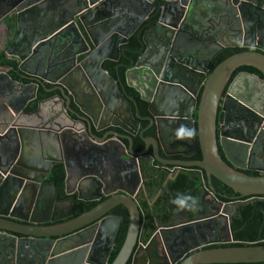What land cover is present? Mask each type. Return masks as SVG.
Segmentation results:
<instances>
[{
	"label": "water",
	"instance_id": "water-1",
	"mask_svg": "<svg viewBox=\"0 0 264 264\" xmlns=\"http://www.w3.org/2000/svg\"><path fill=\"white\" fill-rule=\"evenodd\" d=\"M3 1L10 4L6 13L9 30L11 24L15 26L6 55L16 65L8 64L9 70H0V140H7L0 153V208L6 210L0 216L13 217L15 211L37 216V203L44 200L45 194V200L50 202L46 215L61 213L60 209H49L57 200L55 184L42 181L54 163H61L65 171L64 193L70 194L65 158L68 141L77 144V139L82 138L91 145L92 152L85 157L90 160H96L107 143H117L125 150L120 138L128 140L130 156L145 153L151 146L153 155L159 158L161 128L176 134L184 131L181 126L191 129L193 123L201 159L172 164L203 170L209 182L214 177L239 197L264 195V174H247L231 158L237 155L239 160L244 159L253 149L256 134L264 131V48L245 41L257 37L264 46V6L258 5V0H0ZM154 12L157 19L150 24ZM143 22L150 26L141 38L142 52L136 61H130L124 78L126 85L147 103L148 120L154 124L156 136L143 137L140 132L145 148L136 153L132 136L137 133L138 121H134L132 132L116 121L106 123L121 113L132 119L130 102L134 98L121 92V80L111 76L102 63L117 61L120 46ZM256 23L261 24L259 32L254 27ZM233 37L242 41L233 43ZM207 45L217 48L216 53L228 47L248 49L231 54L209 72L216 53L206 61L203 48ZM12 47L19 48V52L10 51ZM68 58L80 59V65L85 67L84 86L70 76L67 83ZM244 66L256 69L260 75L235 72ZM46 82L54 86L47 88ZM76 85L83 89L81 96ZM158 100L166 111H155ZM31 107L34 109L29 111ZM100 118L104 124L98 121ZM233 121L237 124L233 125ZM110 125L126 134L110 131L100 137L94 133ZM232 126L253 127V133L235 137L226 132ZM109 134L114 137L106 139ZM30 137L37 138L36 155L27 162L25 144ZM40 139L57 148L56 157L51 156L54 148L45 146ZM96 164L83 177L96 185L97 195L81 198L83 201L99 199L114 181L115 170L109 172ZM41 165L46 166L45 171ZM47 186L52 189L50 196L44 190ZM119 204L128 211V226L110 264H126L131 257L134 260L140 240V214L130 194L121 190L77 216H73V197H69V213L59 217L62 219H18L26 222L21 223L0 218V264H106L121 219L103 216ZM48 222L53 223L45 224ZM89 231L93 234L84 237ZM167 263L264 264V245L200 248L174 261L165 258Z\"/></svg>",
	"mask_w": 264,
	"mask_h": 264
},
{
	"label": "flooded vegetation",
	"instance_id": "flooded-vegetation-1",
	"mask_svg": "<svg viewBox=\"0 0 264 264\" xmlns=\"http://www.w3.org/2000/svg\"><path fill=\"white\" fill-rule=\"evenodd\" d=\"M257 4L264 6V1L258 0ZM9 8V3L4 1L0 2V26L3 25L5 27V33L7 36L8 34L9 36L10 34L11 36H14L15 26L11 24L13 27H11L12 29L9 30L8 19L6 17V13ZM150 24L148 25L146 22H143L139 26V29L145 27L146 25L147 26L145 29H147ZM254 27L255 29L257 28L256 31L258 32L261 30L260 23H256ZM11 36L8 38V42L0 46V70L4 68L9 70V65L6 63V61H9V59H7L8 57L6 55V50L11 43ZM230 40L233 43L242 41L241 38L237 39L235 37L231 38ZM245 41L248 45H256L264 48L263 42L257 39V37L253 40L247 38ZM223 42L228 43V41L225 39H223ZM124 45L120 46L121 52L117 61H103L102 67L104 69H106L104 65L108 61H121V58H123L122 53ZM11 50L19 52L20 49H17V47H12L10 51ZM203 50L206 52L204 59L209 62L218 49L211 45H207L203 48ZM220 52L222 51H219L218 53ZM218 53H216V55ZM216 55L211 60V64ZM116 56L117 54H113V57ZM80 62V59L74 61L70 60V58L67 59V83L70 80V78H68L70 76L72 78L75 77L79 79V83L84 86L83 79L84 76H87V72L85 67L80 65ZM128 63L129 62L127 61L122 62L121 64L128 65ZM118 67L119 66L116 67V70H118ZM10 73L12 74V71ZM187 74L190 76V72H187ZM234 75H236V73L233 74V76ZM12 76H15V73H13ZM193 78L196 79V76L193 75ZM121 83V92L125 96L134 98V101L130 102L132 119L128 118L127 114L121 113L118 115L115 114V116L106 123L112 124L116 121L118 124H121L132 132L135 126L134 121H138L139 125L137 128V133L132 136V149L136 153H141L145 148V143L139 136L140 132H142L143 137H149L156 136V130L154 124H150L148 120L150 114L147 110V103L140 99L139 94L135 90L126 85L125 78L123 81H121ZM45 84L47 88L54 86L49 82H46ZM79 87L76 85L75 90L76 92H79L78 94L81 96L80 91L83 89H81L80 85ZM92 90L94 89L92 88ZM144 96L147 95L144 94ZM118 102L120 103L121 107L123 105V101L120 100ZM143 103L145 104L144 111H142V106L144 105ZM157 103L158 104L155 107L156 112L166 111V106L163 105L162 101L158 100ZM32 109H34V107L29 108V111ZM137 114L139 116H137ZM193 117L195 118V115H193ZM234 119L235 117H232L231 120ZM98 121L101 124H104L105 122L101 118ZM232 124L235 125L237 122ZM193 126L194 127H192L191 130L195 129L194 123ZM218 127L219 126L217 125V128ZM161 129L162 130L159 135L158 143L159 158L153 155L151 146H149L145 153L139 154L138 156H130L127 150L128 140L125 138H120L119 140L126 147L125 150L122 149L117 143H107V145L103 148V153L98 154L96 160H90L86 159L85 157L88 155L89 150L92 152L91 145L84 143L82 138L77 139V144H75L74 141H68L67 164L69 168L68 170L70 172V180L68 181L67 190L70 194H65L62 197L57 190V200H53L49 208L50 210H59L58 204L63 203L64 212L61 214L58 213L57 216L52 215V213L50 215H46L48 204L50 202L45 200L47 199V195L45 194L44 200L46 202L42 200L37 203V216L31 217L30 215H25L24 211H15L16 215L13 217L0 216V218L16 219L14 221L21 223L26 222L18 219H62L59 217L69 213V197H73V211L75 214L76 201H81L84 203L95 202L97 205L106 198L110 197L112 194L121 193V190H126V192L130 194V197L136 202L137 208L139 210L141 220L140 240L144 232H150V236L146 243L143 244L139 240V244H137L135 247L134 260L132 257L130 258L131 264H153V259L151 257L153 253H156V264H164L165 258L174 261L180 256L185 257L188 254L199 250L200 248L206 249L209 248L208 246L213 244H224L231 242L233 240V232L231 227L234 219H238L234 222L240 223V229H244L250 224V216L252 217L256 214L260 219H264V208L261 204L264 203V195L239 197L238 194L230 191V188L228 189V187L227 190H224V192L219 191L216 189L214 182L217 179L211 177V181L209 182V179L203 170H200L194 166L183 167L172 164V162L176 161H196L201 159L196 133L189 137L187 136L186 131L178 130L179 132L175 134L167 133L164 127ZM110 131L124 135L126 134L119 127H113L112 125L102 131H94V133L101 137ZM226 132L235 137H247L249 134L253 133V127L244 126L241 128L232 126L229 129H226ZM112 137L114 136L109 134L107 135L106 139H111ZM218 137L219 133L217 131V139ZM6 142L7 140H0V153L2 154L6 148ZM140 144H142V147L139 146ZM219 153L225 160V156L220 147ZM231 158L236 164L244 167V172L255 171L258 172V174H264V131L258 132L256 134V142L253 145V149L245 156L244 159L239 160L237 155L231 156ZM102 160L105 161V164L100 163ZM96 162L99 164V167L102 168L104 166L109 172L111 170H115L114 174L112 173L114 181L112 184L105 187V191L99 199L93 201H83L81 198H90L97 195V192H95L96 185L89 180H85V177H83L85 173L92 169ZM40 168L42 171L46 170V166L41 165ZM51 172L47 176V179L43 180L42 183H54V181L51 179ZM35 177L38 178V174ZM183 179L187 180L188 183L184 189H180L179 185ZM44 190H48V195H51L52 189L50 186L45 187ZM101 192L102 191H99L100 194ZM177 195H191L192 197L196 198L197 205L194 209H179L176 205L171 203L172 199L177 197ZM66 198L67 201H60ZM251 203L254 205V208L248 212L246 206ZM5 211L6 210L4 207L0 208V213H4ZM105 216H111L120 219L129 218L128 211L120 204L113 207L103 217ZM52 223L53 222H48L45 224ZM91 234H93L92 231L84 233V237ZM16 235L18 237H22L20 234Z\"/></svg>",
	"mask_w": 264,
	"mask_h": 264
},
{
	"label": "trees",
	"instance_id": "trees-1",
	"mask_svg": "<svg viewBox=\"0 0 264 264\" xmlns=\"http://www.w3.org/2000/svg\"><path fill=\"white\" fill-rule=\"evenodd\" d=\"M156 19H157V15L154 12L151 23L156 21ZM145 27L138 29L132 36L129 37L127 43L123 46V53H122L123 58H121L120 62L108 61L105 63L104 67L107 69L108 73L111 76H113L116 80L123 81L126 68L130 64V61L131 60L136 61L137 58L140 56L142 52V46H143L141 38L145 30ZM243 50H247V48H226L224 49L222 52L218 53L216 57L214 58V60L212 61L209 72L226 57L236 52L243 51ZM127 61L129 62L128 65L121 64L122 62H127ZM6 63L10 65H14V66L16 65L15 61L13 60L6 61ZM117 66H119L118 70H116ZM238 71H248V72H253V73L260 75V73L256 69L252 67H247V66L240 67L235 72H238ZM200 92L201 91H199L197 95V100L199 99ZM144 109H145V104L142 106V111H144ZM139 146L142 147V144H140ZM245 173L250 174V175L258 174V172H255V171H245ZM64 178H65V171H64L63 165L61 163H54L52 172H51V179L54 181V184L58 190V193L62 197L65 195ZM214 182H215V187L217 190L222 191V192H224V190H227V187L223 185L221 182H219L218 180H215ZM187 183L188 181L183 179V181L179 185V188L184 189ZM229 190L232 191L231 189ZM261 204L264 208V203H261ZM75 205H76V212L74 216H77L85 211H88L92 207H94L96 203L95 202L84 203L81 201H76ZM246 208L249 212L250 210L254 208V205L251 203L247 205ZM249 218H251L249 219L250 224L247 225L244 229H240V223L234 222L238 219H234L232 223V227H231L232 232H233V240L231 242H227L224 244H213L208 247L214 248V247H227V246L264 245V219H260L256 214L252 217L250 216ZM127 226H128V219H121V222H120V225H119L116 237H115V241H114L112 250L110 252V255L107 259L106 264H110L113 261L120 247L122 246V243L126 235ZM149 236H150V232H144L143 235L141 236L140 242L143 244L146 243ZM151 257L153 259V264H156L157 263L156 253H153ZM126 264H131V259H129Z\"/></svg>",
	"mask_w": 264,
	"mask_h": 264
},
{
	"label": "crops",
	"instance_id": "crops-1",
	"mask_svg": "<svg viewBox=\"0 0 264 264\" xmlns=\"http://www.w3.org/2000/svg\"><path fill=\"white\" fill-rule=\"evenodd\" d=\"M5 31H6L5 27L3 25H1L0 26V33H1V36H0V46H2V44H5L6 42L9 41V39H8L9 38V34L7 36L6 33H5ZM149 39H150V42H153L154 35H151L149 37ZM40 140L42 141V143L44 142L45 144H47L45 146H47V147L52 146L53 147V145H51V143L49 141H46L45 139L44 140L40 139ZM36 145H37V138L36 137H34V138L33 137H30L29 139L26 140L25 149L27 150V152H26V155H25L26 156L25 159H26L27 162H30V161H32L35 158V155H36V152H35ZM56 149L55 148H54V150L52 149L53 152H54V153L52 152V155H51L52 157H56L57 156ZM88 153H91L90 150H89ZM65 158L67 160V149L65 150ZM69 178H70V172H69ZM70 183H71V181H70ZM58 208L61 210V213L64 212V204L63 203L58 204ZM61 213H59V214H61Z\"/></svg>",
	"mask_w": 264,
	"mask_h": 264
},
{
	"label": "clouds",
	"instance_id": "clouds-1",
	"mask_svg": "<svg viewBox=\"0 0 264 264\" xmlns=\"http://www.w3.org/2000/svg\"><path fill=\"white\" fill-rule=\"evenodd\" d=\"M181 128L186 131L187 136L191 137L194 133L191 129H185L184 126H181ZM172 204L176 205L179 209H194L197 205V200L195 197H192L191 195H177L174 199L171 201Z\"/></svg>",
	"mask_w": 264,
	"mask_h": 264
}]
</instances>
